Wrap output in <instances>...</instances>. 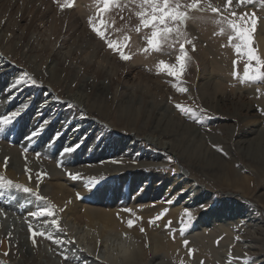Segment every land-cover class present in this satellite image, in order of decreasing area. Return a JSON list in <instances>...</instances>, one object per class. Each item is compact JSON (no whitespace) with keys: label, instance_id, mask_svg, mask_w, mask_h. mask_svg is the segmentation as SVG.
I'll list each match as a JSON object with an SVG mask.
<instances>
[{"label":"rangeland","instance_id":"374dc122","mask_svg":"<svg viewBox=\"0 0 264 264\" xmlns=\"http://www.w3.org/2000/svg\"><path fill=\"white\" fill-rule=\"evenodd\" d=\"M26 2L30 3L32 10L26 11L25 15L23 6ZM211 3L223 11L226 0H211ZM48 4L50 7L52 6L51 12H54L56 22L55 24L51 22V24L49 17L45 18L47 19L45 20L47 30H45L42 23L37 20L44 14ZM84 7L87 14L77 12L78 0H74L72 8L63 11L59 9L56 0H45V2L44 0H34L33 3L32 0H9L7 3L0 4V10L2 9L0 32L6 28L3 31L4 34L6 33V37L0 39V51L12 66L19 67L17 78L22 75L23 71H27L37 80V84L34 86L22 82V87H29L32 91L36 89L37 92L39 91L38 94L43 96H46L49 91L58 98L63 97L67 91L71 93L83 92L86 104H97H94L96 108L82 112L80 116L89 115L98 119L95 124L99 123L101 135L107 137L127 135L129 138L133 135L137 140V145L129 155L119 153L107 156L95 163L78 164L84 167L101 168L97 174L83 173L74 171L78 165L69 167L65 164L64 159L55 158L54 154H45L41 150H32L17 143L12 132H0V175L15 183L32 188L33 192L39 191L41 195L45 196L51 205H55V218L58 219L60 228L63 229V231L54 232V237L63 241L62 243L56 244L44 237H38L37 244L34 246L30 239L28 225L32 224L34 230L46 232L50 230V226L45 228L43 225V221L48 219L47 217L37 220L30 217L28 213L48 205L45 201L38 200L32 193H24L15 188L0 189V264H126L121 260L123 247H127L135 254L136 258L133 264H168L167 258L168 261H172V256L167 257V254H164L162 250L154 249L153 245L154 234L160 235L159 237L167 241L168 233L180 239L181 244L185 239L189 241L187 247L183 244L186 248L179 253L181 259L175 264H181V261L183 264H201V262L203 264H230V262L231 264H264V165L249 158L236 141L242 135L254 137L253 132H246L247 128L253 127V124L247 125L245 121L261 122L264 115L254 107L248 117H243L244 121L241 122L234 110L241 97V92L233 86V83L236 82L234 85L242 87H264V83L243 86L237 78L231 76L234 70L242 75L245 61L243 58H238L232 48L227 46V35L218 34L221 26L213 22L218 17L211 12L190 13L195 19L187 22L186 30L189 38L195 44L196 50L193 52L191 46H187L191 59L182 76V86L186 87L188 91L180 93L172 86L179 81L168 77L166 73L158 74L156 71V65L160 60L174 63L176 52L154 54L150 65L136 62L143 54L138 50L144 46L145 42L142 33L137 34L131 30L138 23L134 14L127 9L123 11L112 9L105 14L108 25L106 34H110L113 39H122L124 34L131 37L130 47L126 51L133 53L134 56L131 61L125 62L119 59L117 53L108 49L106 44L89 28L88 18L90 16L96 18V0H85ZM230 8L238 15L245 12L251 14L253 11L256 13L258 19L252 37L254 47L257 48L259 54L264 56L258 42V33L262 30L260 24L264 21V7H261L259 3L240 6L237 5L236 0H233ZM37 9L41 14L33 20L32 15ZM223 14L230 15L226 11ZM33 21L42 31L40 32L41 45L47 46V49L39 51L35 58L38 70H34L28 60L25 42L21 41L22 47H18L20 44H15V42H20L21 28L24 29L25 34L30 22ZM190 27L195 28H193L195 34L192 35ZM52 30L53 35L49 39L48 32H52ZM81 31L90 40L91 50L94 49L93 51L100 59L107 58L114 68L113 76L108 80L104 79L108 83V89L100 97L96 95L95 84L102 78L99 75L92 76L90 71L86 72L85 68L78 66L73 55L72 58L67 57L68 63L58 65L57 75L53 78L49 77L46 69L47 63L54 58L53 53L58 46L77 45ZM31 42L33 41L31 40ZM54 46L57 48L55 49ZM49 47H53V49L51 50ZM228 53L229 55H227ZM212 54H221L224 61L227 57L226 62L229 63V66L231 65L229 72L226 75L219 73V76L224 75V78H227L229 82H227L228 85L223 95L218 91L210 98H203L198 87L201 82L208 79L210 72H213L210 62ZM234 59L239 60V64L235 68L232 64ZM81 83H84V86H81ZM125 85L131 86L129 88V93H131L120 100V92ZM137 87L141 89H136ZM221 96L223 99L220 98ZM30 97L31 95L27 96L28 107L35 105L29 101ZM164 103L173 109L172 117L175 120L188 125L180 127L177 136L169 137L167 135L166 138L172 139L175 144L172 149H162L156 144L150 143L145 137L150 133L151 135L155 134L150 122L154 106ZM177 103L191 107L193 112L188 115L182 114L175 107ZM212 105H217V107ZM67 106L72 111L81 113L75 101H69ZM245 113L247 111L243 109L242 115ZM172 117L169 116L170 119ZM25 147L29 149L27 153H24ZM218 148H222L223 151H219ZM37 152L41 153L39 158L36 156ZM81 153L84 154V151ZM168 157L172 159L169 160ZM14 158L19 162L18 170H24L21 173L24 178H21L18 172V175L14 174L16 176L9 173ZM26 165L32 170L33 178L31 180L26 177L28 176L25 172ZM38 172L47 174L40 181L39 186L35 179ZM68 173H79L80 179H72ZM134 174H140L142 177L140 181L136 182L134 188L130 189L131 178ZM93 177L99 179L100 183L90 191L85 185ZM156 177L161 178L155 180ZM55 181L72 191V196L64 202H67L66 204L57 203L40 189L43 184L55 183ZM107 183L119 192L124 191L128 200L124 204L113 201L115 204L93 205L99 210L120 209L126 212L125 209H131L132 213L126 212V214L132 215V218L144 216L141 211L143 209L145 213L150 211L160 213L164 209L168 211L160 223L158 221L159 225L147 227L144 225L143 219H140L137 220L135 227L131 229L127 227L131 233L122 236L120 242L114 236H109V239L107 238L104 243L94 237L91 231L86 233L88 225H83L86 223L83 217V206L88 204L83 196H85L84 193L95 192ZM79 189H83V193L75 197L73 194H76ZM152 191H157L155 197L152 196L147 200L135 199L143 192L152 193ZM198 194L203 195L202 201L192 199ZM76 201L78 211L75 215L69 214L66 217L67 207L74 205ZM223 203H227V206L224 207ZM175 204L181 205L184 209L181 208L172 214ZM185 209L191 211L193 219L187 232L181 236L179 234L180 220ZM211 209H215L217 212L210 214L211 225H208L209 221H202V217L208 214ZM169 220L172 221L171 228L175 229V232L164 227ZM221 226L226 227L227 234L219 233L218 230ZM141 227L145 229L144 232L140 231ZM203 235L212 236L203 240L201 238ZM171 236L168 239H171ZM237 236L240 237L239 241L235 239ZM212 237H214L213 240ZM3 239L6 240L5 246L2 244ZM210 243L218 249V254L208 263L205 258ZM189 247L194 250L192 256L188 255ZM198 252L199 254H197ZM144 254L147 256L145 257Z\"/></svg>","mask_w":264,"mask_h":264},{"label":"bare ground","instance_id":"6f19581e","mask_svg":"<svg viewBox=\"0 0 264 264\" xmlns=\"http://www.w3.org/2000/svg\"><path fill=\"white\" fill-rule=\"evenodd\" d=\"M8 1L9 0H0V4L4 2L7 3ZM33 2L34 0H32V3ZM78 2H79V8L77 12H79V14L80 13L87 14V11L84 7L85 0H78ZM51 7L48 4L44 14L40 16L37 20L39 21V23H42L45 30H47L46 21H45L47 19L45 18L49 17L48 19H50V23L53 22L55 24L56 22L55 17H54V12L53 13L51 12ZM1 10H0V15H2ZM29 10L30 11L32 10L30 7V3L26 2L25 6H23V11L25 15H26V11L29 12ZM39 12H40L39 9H37L34 12V15H32L33 20L34 18L37 17V15L39 16L41 14V13L39 14ZM30 23L31 24L30 26H28V30L25 32V34H24V29L21 28V31L19 32L20 42L18 43L15 42V44L16 45L20 44L18 47H22L23 45L21 44V41L25 42L24 45L27 47L26 55L28 56V60L30 64H32V67L34 68V70H38L37 68L38 65L36 64L37 62H35V58L37 57V53L41 51L42 49L44 50L47 49V46L46 47L42 46L40 43L41 42L40 32H42L40 30L41 28H39L37 26V23H35L34 21ZM194 23L196 24L195 21ZM260 26L262 30L259 31L258 33V42H259V46L261 47V50L264 53V21L260 24ZM193 28L194 27L189 28V30H192L190 31L192 32V35L195 34L194 33L195 30L193 32ZM2 30L5 31L6 28H3ZM3 31H1L2 33L0 32V39L6 37L5 36L6 33L4 34ZM49 32H48V38L51 39V36L53 35V30L51 33ZM31 40L33 42L30 43ZM78 40H79V43H77V45L71 44V45H68L69 47L59 45L58 48L54 46L55 49L57 48L55 52L53 53L54 58L50 60L49 63H47V67H46L48 75L50 78H53V76L57 75L56 69L58 65L60 63H66V62L68 63V61L66 60L67 57L70 56L72 58V55H73V58L76 60V63H78V66L85 68L86 72L90 71V74L92 76L99 75L102 78V80L98 81V83L95 82L96 83L95 84L96 95L100 97L108 89V86H107L108 83H106L104 79L108 80L113 76L114 68L112 67L109 60H107V58H103L104 60L100 59L97 53L93 51L94 49L91 50L92 45L90 43V40L86 38L85 33L82 32L79 35ZM85 43L87 44L85 45ZM50 49L52 50L53 47ZM154 54H158V53H150L148 55L142 54L139 57V59L136 60V62H141V63H145L146 65H150L153 61ZM227 55H229V53ZM211 57H212V60L210 62L213 68L212 69L213 72H210V76L208 77V79L206 78L207 79L206 81L201 82L199 84V87L197 86L203 98H206V97L210 98L212 95H214L218 91L222 93L223 95V93L226 91V86L228 85L227 82H229L227 78L226 79L224 78V75L219 76L220 75L219 73L226 75L229 72V67L231 65L229 66V63L226 62L227 57H225L224 55L225 61H224V58L221 57V54H218V55L212 54ZM18 68L19 67L17 66H12L10 61L0 51V116L9 113L12 110H15L18 106L28 104L29 102L26 103L28 100L27 99L28 95H31L30 97L31 100L29 99V101L35 104L30 107H27V109L23 112L22 116L19 117L18 120L13 125H11L9 129H6L4 131V132L14 133V140L17 143L23 146H27L32 150H41L45 152V154L46 153L51 154V155L54 154L55 158L64 159L65 164L69 167L82 164V163H86V162L95 163V162H98L99 160L106 158L107 156H114L115 154H119V153L129 155L131 151L134 150L135 146L137 145V140L135 137H133V135L131 138H129V136L127 135H115V136H109V137L101 135L100 130H99L100 129L99 123L95 124L97 123L96 120L98 119H94L89 115H86V117L84 115L80 116L82 112L91 111V109L96 108L94 104H97V103H94L93 105L86 104V101H85L86 97L83 92L78 91L77 93H71L67 91L65 92V95L63 97H59L57 99V97L53 96L52 92L49 93L48 91V94L46 96H43V95L38 94L39 91L37 92L36 89L32 91L29 87H26V86L22 87V84L18 85L15 89H12L10 85L17 78L16 76L18 74L17 72ZM228 76L231 77L232 75L231 76L228 75ZM234 83H233V86L236 87L237 91L241 92L240 94L241 97L238 100L237 104L235 105L234 110L236 114H238L239 120L243 122L244 118L248 117L249 113L251 112V110L254 109V107L259 111L260 109H264V87H258V86L242 87L236 84L234 85ZM82 85L84 86V83H81V86ZM158 85L159 84L157 83V86ZM130 87L131 86H127V85L123 87V89L120 92L121 93L120 100H123L125 96L131 93V92L129 93ZM136 89H141V88L137 87ZM257 89H259L260 91L257 92ZM29 92H31V94H29ZM234 92H235V89H234ZM220 98L223 99L222 96ZM69 101H75V103L78 105L79 109L81 110V113L74 112L71 109H69L67 106ZM212 106L217 107V105H212ZM243 109L246 110L247 113L242 115ZM119 113L122 114V112H119ZM172 113H173V109L169 105H166L164 103V104H159V105L154 106L151 117H150V122L152 125L151 128L153 129V133L155 134L151 135L150 133V135H145V137L150 143L156 144L162 149H172L175 145L172 139L166 138L167 135H169V137L173 135L177 136V132H179L180 127L182 128L184 126H188L187 124L182 123L181 121L175 120L174 117H172ZM169 116H171L172 119H170ZM45 120H47L48 123L44 125L43 131L35 138L29 140L27 138L29 134L33 130L38 129V127ZM245 122H246L245 124L247 125L249 123H250L249 125L253 124V127L250 126L249 128H247L246 132H250V133L253 132L255 136L245 137L242 135L236 141L238 142V145L243 150H245V153L249 156V158L255 161H259L262 165H264V118L261 120V122H255V121L253 122L252 120H247ZM257 126L258 128H255ZM58 132L60 133V136L59 138H55L56 133ZM77 143L80 144V147L78 149H76L72 153H68L63 156L61 155V152L65 147L74 146ZM81 151H84V154H82ZM16 158H14L13 161L11 162L9 173L13 175L15 173L16 175H18L19 173V176L21 178H24V175L21 174L22 171L24 170L22 169L18 170L19 162ZM15 169H16V172H14ZM74 171L75 172L81 171L83 173L93 172L94 174L95 173L97 174L99 171H101V168L96 167V166L95 168H90V167H86V166L84 167V166L78 165ZM141 177L142 176L140 174L139 175L134 174L132 176L131 178L132 181L129 186L130 189L134 188L136 182L141 180ZM160 178L161 177H156L155 180H160ZM40 189L42 190V192L50 196L51 199H53L59 204H63L68 199V197L72 196L71 189L65 188L63 184L56 183V181L55 183L53 182L45 183L40 187ZM157 191H152V193L143 192L140 196L136 198L134 197V198L136 200H147L148 198H152V196L155 197L156 195L155 193H157ZM81 193H83V189L81 190L79 189V191H77L76 194H73V195L77 197L78 196L77 194L80 195ZM84 194L85 196H83V198L85 199V202L88 204V205L83 206V217L86 221V223L83 225H88V229L86 230V233L91 231L94 237L99 238L104 243L107 241V238L109 236H114L120 242V239L122 236H126L128 235V233L129 234L131 233L128 231V228L126 226L127 224L126 221L129 218H132V215H128L126 214V212L120 209L119 210L117 209L116 210H104V209L99 210L96 207H94L95 205L101 204V203H106L107 205L108 204L111 205L114 203L113 201H116V203L124 204L128 200L127 195L124 191L119 192L111 184L107 183L93 193H84ZM192 199L193 200L197 199L199 201H202L203 195L202 194L195 195ZM134 201L131 203L133 204ZM77 204L78 203L76 201L74 205H70V207H67V210L65 213L66 217L69 214H71L72 216L76 214V212L78 211V209L76 208ZM223 204H224V207L227 206V203H223ZM181 208L182 207L179 204L173 205L172 209L174 212H172V214L178 212L179 209ZM143 210L141 211L142 213H144V216L141 215V218L144 221V225H146L147 227L148 226L153 227L154 225H159L160 221L159 223L157 222L156 224L148 223L149 218L156 216L157 213H159L158 211H150L149 213H145V211L143 212ZM215 211H216L215 209H211L209 213L207 212L208 214H205L202 217V221H205V222L209 221L208 225H211V219H209V216L211 213H215ZM82 230L83 229H81V231ZM218 231L219 233H226L227 229L225 226H221L219 227ZM168 235H166L167 241H165L164 238L159 237L160 235L154 234L153 235V245H154V249H157L159 251L162 250L164 254H167V257L172 256L173 258L172 261H168V258H167L168 264H175L181 259L180 258L181 256L179 253L182 252L186 247L180 243V239H177L171 235H169L171 236V239H168L169 238ZM162 236H165V235H162ZM211 236L203 235L201 238H203V240H207V238H210ZM213 239L214 237H212V240ZM2 244L3 246H5L6 244L5 239H3ZM208 250L209 251L205 259L209 263L218 254L217 253L218 249L210 243L208 246ZM122 252L123 253L121 256V260L126 264H133L136 258L133 251L128 250L127 247L126 248L123 247ZM197 254H199V252ZM144 256L146 257L147 254H144Z\"/></svg>","mask_w":264,"mask_h":264},{"label":"snow or ice","instance_id":"6c2138e0","mask_svg":"<svg viewBox=\"0 0 264 264\" xmlns=\"http://www.w3.org/2000/svg\"><path fill=\"white\" fill-rule=\"evenodd\" d=\"M58 7L61 11L73 7L74 0H56ZM96 18L89 17L88 24L91 31L103 41L107 48L117 53L119 59L125 62H129L133 59L134 54L127 52L126 49L130 47L129 41L131 37L124 34L122 39H113L110 34H106V29L108 27L107 21L105 19V14L109 13L112 9H119L121 11L127 9L137 18L138 23L134 25L131 29L137 34H143V40L145 42L144 46L138 51L142 52L144 55L150 53H160L164 54L167 52L171 54L176 52L175 62L169 63L165 60H160L156 65L157 73H166V75L173 80L179 81V83H174L172 86L180 93H185L188 91L186 87H183L182 76L186 71L187 64L191 59L189 54L188 45L191 46V51H195V44L189 38V34L186 30L187 22L189 20L195 19L191 16V12H211L218 18L213 22L220 25L219 35H227V46H230L235 55L238 58L244 59V66L242 75L238 71H233L231 74L233 77L243 85H250L256 83H264V56L259 54L256 47H254V41L252 33L257 24L256 13L253 11L249 13L237 14L236 11L231 10L230 6L233 0H226L224 4L223 11L220 7L214 6L211 0H96ZM237 5H254L259 3L261 7H264V0H236ZM229 12L230 15L226 16L223 13ZM224 46V45H222ZM234 68L239 64L238 59L232 61ZM22 82L29 83L30 85H36L37 80L33 78L27 71H23L22 75L16 78L10 85L12 89H15ZM260 90L257 89V92ZM58 99V97H57ZM28 105L24 104L18 106L15 110L0 116V132H4L9 129L19 117L22 116L23 112L27 109ZM72 107V105H69ZM175 107L185 115L191 114L193 109L188 106L181 105L177 103ZM261 114L264 115V109H260ZM48 123L47 120L43 121L38 129L33 130L27 137L29 140L38 136L44 128V125ZM60 133H56L55 138H59ZM80 147L77 143L74 146L65 147L61 155L74 152ZM214 147H217L214 145ZM219 151H223L222 148H218ZM29 149L25 147L24 153H27ZM36 156L39 158L41 153L37 152ZM26 159V157H25ZM171 160V157H168ZM6 166V165H5ZM31 169L25 166V172L28 174V179L31 180L32 174ZM46 173L38 172L36 174V182L39 186L40 181L46 176ZM72 179H80V174L68 173ZM100 180L93 177L90 178L88 183L85 185L88 190H93L98 186ZM22 190L24 193H32L40 201H45L48 206L40 207L35 211L28 213L33 219H40L42 217H47L48 219L43 221L45 228L50 226V230L47 232L44 230H34L32 224L28 225V231L30 233V239L32 244L35 246L37 244L38 237H44L56 244H60L61 241L54 237V232L63 231L60 228L58 219L55 218L56 211L55 205H51L47 198L39 193V191L33 192L32 188L26 187L19 183L13 182L11 179L0 175V189H12ZM79 196V194H77ZM62 211V210H61ZM126 212L132 213L131 209H125ZM168 210L164 209L154 217H150L148 223L156 224L160 221L166 214ZM142 218H129L126 223L129 229L135 227L137 220ZM193 215L190 210L185 209L183 216L180 220L179 234L183 236L188 228L190 227ZM172 221H168L164 225L170 231L175 232V229L171 228ZM141 232H144L143 227L140 228ZM237 241L240 237H235ZM183 244L187 247L189 245L188 240H184ZM194 250L190 247L188 248V255L192 256ZM68 259V257H65ZM183 264V261H181ZM203 264V262H201ZM231 264V262H230Z\"/></svg>","mask_w":264,"mask_h":264}]
</instances>
